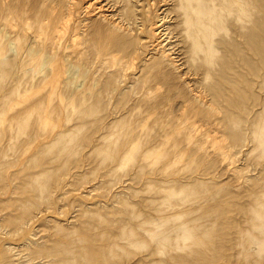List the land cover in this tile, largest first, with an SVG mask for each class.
<instances>
[{"label": "rangeland", "instance_id": "1", "mask_svg": "<svg viewBox=\"0 0 264 264\" xmlns=\"http://www.w3.org/2000/svg\"><path fill=\"white\" fill-rule=\"evenodd\" d=\"M0 264H264V0H0Z\"/></svg>", "mask_w": 264, "mask_h": 264}]
</instances>
